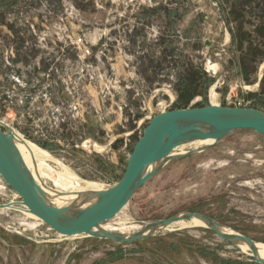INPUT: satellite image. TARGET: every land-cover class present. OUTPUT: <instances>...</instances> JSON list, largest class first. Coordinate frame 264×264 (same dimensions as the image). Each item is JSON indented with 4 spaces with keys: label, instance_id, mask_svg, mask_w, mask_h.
<instances>
[{
    "label": "rangeland",
    "instance_id": "rangeland-1",
    "mask_svg": "<svg viewBox=\"0 0 264 264\" xmlns=\"http://www.w3.org/2000/svg\"><path fill=\"white\" fill-rule=\"evenodd\" d=\"M261 10L264 0H20L0 11V119L37 150L30 167L51 193H78L60 175L77 188H111L150 120L181 110L182 100L186 109H255L264 59L250 66L254 54H241L234 37L241 28L256 40ZM194 75L197 94L184 97L181 82ZM195 150L190 144L183 154ZM19 202L0 176V206H16L0 209V264H258L189 222L118 244L62 237ZM180 213L264 245V136L234 131L171 160L104 230L129 236Z\"/></svg>",
    "mask_w": 264,
    "mask_h": 264
},
{
    "label": "water",
    "instance_id": "water-1",
    "mask_svg": "<svg viewBox=\"0 0 264 264\" xmlns=\"http://www.w3.org/2000/svg\"><path fill=\"white\" fill-rule=\"evenodd\" d=\"M238 130H252L264 136V112L253 108L219 105L162 112L154 116L145 127L130 154L125 172L116 185L103 191L89 192L87 203L83 201L77 205L61 206L44 190L24 161L18 146V142H24L16 134H7L0 129V176L18 195L20 202L17 204L28 216L62 237H101L118 244H129L166 230L174 224L198 219L204 223V227L234 247L240 248L243 244L248 246L255 262L264 264V259L259 258L256 252L257 243L197 213H180L153 222L129 236L104 231V225L121 213L138 190L171 160L201 153ZM211 141L212 145L188 154L172 156L183 146ZM11 207L12 204L4 205L0 209ZM94 230H101L102 234H96Z\"/></svg>",
    "mask_w": 264,
    "mask_h": 264
},
{
    "label": "trees",
    "instance_id": "trees-1",
    "mask_svg": "<svg viewBox=\"0 0 264 264\" xmlns=\"http://www.w3.org/2000/svg\"><path fill=\"white\" fill-rule=\"evenodd\" d=\"M20 0H3L0 4V11L2 12H11L13 8L19 3ZM242 13L245 12V9L242 10V8H238ZM251 11L250 4H249V12ZM264 10H261L263 12ZM251 14L253 12H250ZM1 19V18H0ZM237 34V33H236ZM257 39L253 40L250 36H247L243 33L241 28H238V36L234 37V41L236 42L237 47L239 48L241 54H246L247 52L253 53L254 55L251 58H246L245 60L249 63L250 66L257 65L264 59V28L260 27L258 29V35ZM246 57V56H244ZM244 60V59H243ZM242 60V61H243ZM202 78V77H201ZM200 80L197 78V75H194V78L191 79V82H188L187 80H183L181 82V86L183 88V94H185L184 97H192L197 94L195 91L198 86ZM212 81H208V84H211ZM183 108L186 109V103H188V99H184L181 101ZM255 109L260 110L264 112V89L262 91V97H260L257 100V104L255 105ZM143 241L137 242L135 244H140Z\"/></svg>",
    "mask_w": 264,
    "mask_h": 264
},
{
    "label": "bare ground",
    "instance_id": "bare-ground-1",
    "mask_svg": "<svg viewBox=\"0 0 264 264\" xmlns=\"http://www.w3.org/2000/svg\"><path fill=\"white\" fill-rule=\"evenodd\" d=\"M19 138V137H18ZM212 141L211 142H195L193 143L194 145H196V149H201L203 147H206L208 145H212ZM18 146L19 149L22 153V156L24 158V161L26 162L27 166L31 169L30 164L32 163V158L31 156H34V150H36L32 145H28V144H24L22 142H18ZM185 146L179 148L178 150H176L174 152V154L172 156H180L183 155V149ZM37 151V150H36ZM35 157V156H34ZM40 158V157H39ZM33 169V168H32ZM35 174V173H34ZM69 175V174H68ZM35 176V175H34ZM37 176V175H36ZM35 176V177H36ZM60 177L66 181V184L68 186H72L74 187L73 191L78 192L76 194L72 193L70 196L67 195H63V194H53L50 191H48L41 183V186H43L44 190L49 194V196H51L57 203H59L61 206H70V205H77L80 204L81 202L85 201L86 203L88 202L90 193L89 192H94L93 189V185H87L86 187H81V188H77L74 185L73 180H70L66 177V175H60ZM95 188V187H94ZM98 187H96L95 189H97ZM16 204V203H13ZM13 207V206H12ZM16 207V206H14ZM13 207V208H14ZM183 223V222H182ZM190 224H195V225H200V226H204V223H202L201 220L198 219H193L191 222H189ZM180 224V223H179ZM170 228V227H169ZM106 232H108L107 230H104ZM96 234H102L101 230H94L93 231ZM110 233V232H109ZM242 248H244V250L250 251V249L248 248V246L246 245H242ZM251 252V251H250ZM256 252L258 254V257L261 259H264V245L261 244H257L256 245ZM252 254V253H251Z\"/></svg>",
    "mask_w": 264,
    "mask_h": 264
},
{
    "label": "built area",
    "instance_id": "built-area-1",
    "mask_svg": "<svg viewBox=\"0 0 264 264\" xmlns=\"http://www.w3.org/2000/svg\"><path fill=\"white\" fill-rule=\"evenodd\" d=\"M89 53H90L89 49H87L86 47H84V54L85 55H89ZM234 107H236V108H243V106L241 105V103H238L237 105H234ZM0 129L3 130L5 133L10 134L9 132H7L8 130H6V129H9V124H8L7 119H5V118L0 119ZM21 212L24 213L23 211H21Z\"/></svg>",
    "mask_w": 264,
    "mask_h": 264
}]
</instances>
